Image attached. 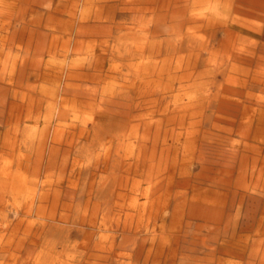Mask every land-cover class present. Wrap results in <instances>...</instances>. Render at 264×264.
Here are the masks:
<instances>
[{
  "label": "rangeland",
  "instance_id": "374dc122",
  "mask_svg": "<svg viewBox=\"0 0 264 264\" xmlns=\"http://www.w3.org/2000/svg\"><path fill=\"white\" fill-rule=\"evenodd\" d=\"M13 1L20 2L16 7L22 12L34 0ZM37 1L40 12H56L67 21L70 48L78 55L102 54L104 66L135 64L139 56L129 54L146 39L149 73L142 87L149 95H119L117 81L102 82L79 110V120L51 108L52 99L40 92V85L25 88L31 81L23 82V88L0 87V165L1 156L12 153L11 170L22 176L24 194L18 213L12 196L5 197L0 223L5 219L10 228L18 222L22 226L14 241L6 243L0 224V243L5 244L0 263L11 264L13 258L14 264H264V218L259 221L264 211L247 221L255 207L248 198L222 199L223 220L228 228L235 223L233 235L223 226L183 218L199 187L221 177L230 143L237 141L216 132L213 106L204 97L212 75L224 68L223 52L216 64L205 62L219 42L199 54L197 45L178 47L172 40L180 19H187L200 0H89L104 18L88 22L79 20L88 0ZM201 1L219 15L232 13L237 0ZM16 20L19 26L21 20ZM39 39L24 42L35 45ZM185 72L188 77L180 76ZM43 86L53 89L51 82ZM98 113L124 117L118 134L125 136L103 147L94 144L86 153L80 130L91 123L81 119ZM220 245L226 250H219Z\"/></svg>",
  "mask_w": 264,
  "mask_h": 264
},
{
  "label": "bare ground",
  "instance_id": "6f19581e",
  "mask_svg": "<svg viewBox=\"0 0 264 264\" xmlns=\"http://www.w3.org/2000/svg\"><path fill=\"white\" fill-rule=\"evenodd\" d=\"M201 2L200 0L198 4H195L187 19H180L178 31L172 40L178 47L185 43H189L191 46L197 45L199 54L206 50V45L219 42V46L210 51L205 62L213 61L216 64V57L223 52L221 61L224 68L222 67L220 71L216 72V75H212L213 81H210L207 94H204V97H207L209 105L213 106L212 114L215 116L214 128L216 132L222 138H236L237 141L230 143V156H226L229 158H226L227 163L221 177L210 180V183L205 187H199L198 192L189 201L183 218L187 222L202 221L212 226H223L225 232L231 229L230 235H233L235 223L231 228H228L230 226H228L227 220L226 222L223 220L222 199L231 195L239 196L240 201L246 198L253 201L255 207L247 221L254 220L259 211H264V0H237L232 13L224 12L219 15H214L216 12L208 7L207 3ZM19 3L13 0H0V87L23 88V82L31 81L34 85L26 84L25 88L32 89L33 86L40 85V92L52 99L53 107L51 106V108H56L62 116L70 115L79 120V110L89 103L97 91V85L102 82L117 81L119 95H125L124 91L126 93L135 91V93L141 94L142 98L149 95L147 88L142 87L144 75L149 73L147 56L143 55L148 53L146 39H144L145 43H143L144 41L137 42L138 44L135 42L134 53L129 55L135 57L137 54L140 60L135 64L124 63L126 71L123 70L124 66L121 62L114 61L104 66L102 54L78 55L75 49L70 48L67 43L71 40L72 31L67 21L55 14L56 12H40L38 8L42 3L37 0L32 1L31 5L28 4L29 8L23 9L21 12L19 7H16ZM93 8V3L88 0L80 10L79 20L88 22L91 19L101 20L104 18L97 11L94 12ZM24 10L26 12H23ZM18 18L21 20L19 26L15 24ZM217 33L221 34L220 39L217 38ZM36 36L40 39L35 45L24 42L25 39L29 42ZM14 44H17L15 49H13ZM198 66L200 68V65ZM186 75L188 77V73L185 72L180 76L186 78ZM217 77H221V79L217 80ZM49 82L53 84L51 90L43 86ZM85 82H89L90 85H85ZM16 100L18 101V99ZM102 114L98 113L94 117H82L81 119L83 122L89 120L91 123L89 127L83 125L80 130L81 136L87 142V146L83 148L86 153L92 146L103 147L107 142L114 139L119 140L125 136L121 133L118 134V131L121 130L118 128L125 124V121L122 120L124 117L118 118ZM99 118H103L104 122H100ZM35 119L37 118L35 117ZM31 136L32 130H29L26 137L31 139ZM10 154L12 153L6 152L4 156H1L0 215L4 212L7 195L12 196L17 213L22 204L20 199L24 196L23 179L18 174L20 171H17L18 175H14V171L11 170ZM22 156L26 157L25 154ZM104 156L103 163L106 161V154ZM85 165H88V162ZM262 218L264 216H261L259 221ZM2 222L0 223L2 226L1 238L7 236L6 243L14 241L13 236L19 234L22 224L18 222L13 228H10L9 222H6L5 219ZM223 222L225 223L223 224ZM218 249L224 251L226 247L220 245ZM4 250L5 244L0 243V253ZM11 264H14L13 258Z\"/></svg>",
  "mask_w": 264,
  "mask_h": 264
}]
</instances>
